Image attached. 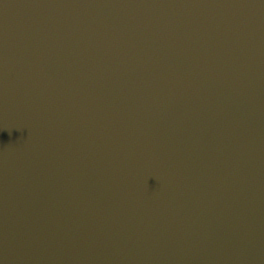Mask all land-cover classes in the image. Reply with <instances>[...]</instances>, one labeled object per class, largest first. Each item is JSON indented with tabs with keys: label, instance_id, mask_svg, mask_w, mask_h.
<instances>
[{
	"label": "water",
	"instance_id": "1",
	"mask_svg": "<svg viewBox=\"0 0 264 264\" xmlns=\"http://www.w3.org/2000/svg\"><path fill=\"white\" fill-rule=\"evenodd\" d=\"M0 264H264V0H0Z\"/></svg>",
	"mask_w": 264,
	"mask_h": 264
}]
</instances>
